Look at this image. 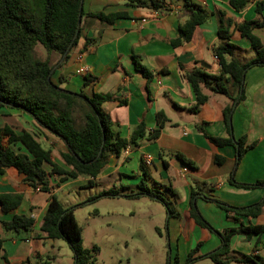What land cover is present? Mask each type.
Masks as SVG:
<instances>
[{"label": "crops", "instance_id": "1", "mask_svg": "<svg viewBox=\"0 0 264 264\" xmlns=\"http://www.w3.org/2000/svg\"><path fill=\"white\" fill-rule=\"evenodd\" d=\"M161 1L164 7L156 9L133 6L127 0H84L80 40L69 58L54 72L53 80L64 88L82 91L88 96L103 94L113 97V101L104 103L103 109L119 125L121 135L127 139L131 138L141 122L146 124V134L149 135L157 128V113H166L169 121L159 136L155 139L144 138L139 146L131 145L128 154L124 152L120 157H111L102 171L107 172L103 178L119 176L122 185L136 187L141 179V160L148 167V186L152 182V167L163 174L164 181L170 180L172 170L180 180L192 175L193 183L186 179L184 184L175 182L164 186L176 210V215L171 217L172 228L168 229L170 258L176 254L177 264H185L189 253L198 247L191 264H205L207 260H212L200 256L216 250L222 241L216 233L202 228L190 216L192 192H195L198 208L204 218L214 228L223 231L238 226L236 218L245 225L264 224V208L256 217L235 215L209 198L232 207H246L262 201L264 189H248L231 183L230 176L237 159L236 147H218L206 138V134L230 136L223 110L231 99L224 94L205 90L209 95L208 101L198 112L190 111L189 107L195 104L196 96L185 73L199 68L211 74H220L221 66L214 57L213 49L223 41L219 36L222 17L226 25H231L229 41L237 47L235 55L242 61L251 60L255 53L249 40L233 29L237 23L257 18L255 8L260 0H249L248 6L239 12L227 0H193L209 17L196 28L190 42L176 46L172 41L178 37L179 27L186 21L182 13L184 0ZM120 12L126 16L112 24L92 15ZM255 32L264 41V29H256ZM134 56L142 58V63L153 73L151 81L136 70ZM60 59V54L52 52L48 61L56 64ZM82 66L86 71H79ZM120 101L123 103L120 104ZM5 125L18 132L27 130L36 135L42 146L45 144L44 148L51 151L52 160L63 165L61 153L65 150L64 144L48 132H45L48 136L45 137L27 114L11 108H0V128ZM232 125L235 139L245 135L247 143L257 142L240 160L234 179L240 183L264 180V66H253L247 70L246 98L235 107ZM17 147L20 148V145ZM179 154L192 161L194 166L183 163ZM218 155L225 158L221 165L215 161ZM146 156L151 158L149 165ZM46 169L50 168L47 166ZM102 173L96 182L100 181ZM50 180L51 191H44L32 187L14 167L5 168L0 174V195L23 196L16 208L4 210L0 203V264H61L58 260L61 250L65 248V240L45 237L40 225L51 194L57 196L58 189L73 183L72 180L81 181L82 177L59 185L56 176ZM15 215L33 218V227L19 232L6 230L3 222L12 220ZM200 229L206 231L205 237ZM230 246L233 255H251L256 261L264 260V234L251 239L235 234ZM182 247L184 255H180ZM230 264L252 263L233 261Z\"/></svg>", "mask_w": 264, "mask_h": 264}, {"label": "trees", "instance_id": "2", "mask_svg": "<svg viewBox=\"0 0 264 264\" xmlns=\"http://www.w3.org/2000/svg\"><path fill=\"white\" fill-rule=\"evenodd\" d=\"M137 7L162 8L161 0H127ZM237 12L244 10L249 0H227ZM84 0H0V108H11L27 114L36 126L44 132L58 138L65 146L61 153L63 165L52 160L51 151L45 149L38 137L22 130L15 131L11 126L0 128V174L7 167H14L24 175V180L32 187L51 191V177L58 178V185L71 179L87 177L88 186L96 183L97 177L109 163L111 157H120L128 146H139L144 139H155L169 118L164 111L156 115L157 128L146 134V124L141 122L133 131L130 139L121 135L118 124L113 122L103 109L105 102L114 98L103 94L88 96L82 91L74 92L54 82V72L65 62L71 51L77 46L82 32ZM186 21L179 27V35L172 41L174 46L190 42L198 26L205 23L208 13L193 0H184L182 10ZM255 11L257 18L237 23L233 31L247 38L255 53L248 61H242L235 55L236 45L229 41L232 33L230 23L226 25L223 17L220 20L219 36L223 40L214 47L213 52L219 58L221 72L218 75L194 68L185 73L191 84L196 102L189 107L192 112H198L209 98L205 90L224 94L231 103L224 110V121L230 136L215 137L206 134L208 141L218 147L234 146L237 149V159L230 176L233 185L244 188L264 189V180L255 183H240L234 179L237 165L245 152L253 148L257 142L247 143L244 135L235 139L233 135L232 117L235 107L246 98V72L253 66H264V41L256 34V29H264V0L257 1ZM101 21L112 24L116 19L125 17V13L105 15L92 14ZM88 41H90L88 39ZM40 44L48 53L56 52L61 59L56 64L36 56V46ZM136 70L151 81L153 73L142 63V58L134 56ZM120 104L123 102L120 101ZM201 129V126H200ZM238 144V147L236 146ZM20 145V148L17 147ZM178 157L183 163L194 166L192 161L182 155ZM225 158L216 156L218 165ZM50 169L47 170L46 167ZM141 179L137 185L139 190L129 194L131 187L122 185V191L117 189L103 191L100 196H130L140 198L149 196L165 203L170 218L176 215L171 201L164 199L147 184L148 167L143 160L139 165ZM21 194L0 195V203L4 210L18 207L22 202ZM217 206L235 215L256 217L264 208L262 201L246 206L232 207L228 204L209 198ZM190 216L202 228L216 233L222 243L213 252L200 256L210 258L214 264H230L233 261L241 263L264 264V260L256 261L251 255H233L230 241L233 235L242 234L247 239L264 234V224L245 225L239 222L220 231L214 228L200 212L195 192L190 199ZM34 225V219L27 215H15L10 221H4L3 226L8 231L19 232L29 230ZM40 230L50 239L65 240L73 251L74 264H96L99 247L86 248L83 245L82 230L75 218L74 209L65 208L55 194H51L47 211L42 219ZM192 250L185 264L195 260Z\"/></svg>", "mask_w": 264, "mask_h": 264}, {"label": "rangeland", "instance_id": "3", "mask_svg": "<svg viewBox=\"0 0 264 264\" xmlns=\"http://www.w3.org/2000/svg\"><path fill=\"white\" fill-rule=\"evenodd\" d=\"M35 53L40 59H49L50 53L40 44L36 46ZM43 147L46 145L43 144ZM104 172L100 181L93 186H88L87 177H82L81 181L72 180L73 183L57 190L62 205L74 209L75 218L82 230L84 247H99L96 264H177L176 254L170 258L168 229L172 228L173 221L165 203L149 196H100L107 190L122 191L123 182L119 176L103 178L107 173ZM151 172L150 177L155 182L150 183V188H154L157 194L169 201L170 193L166 192L165 185L175 182L184 184L186 179L193 183L192 175H186V179L180 180L174 170L169 174L170 180L166 181L162 180L163 174L155 168L152 167ZM131 189L124 193L139 190L137 186ZM200 230L205 237L206 231ZM63 242L65 248L61 250L58 261L61 264H74L73 251L66 241ZM180 249V255H184V247ZM206 262L214 264L210 260Z\"/></svg>", "mask_w": 264, "mask_h": 264}, {"label": "built area", "instance_id": "4", "mask_svg": "<svg viewBox=\"0 0 264 264\" xmlns=\"http://www.w3.org/2000/svg\"><path fill=\"white\" fill-rule=\"evenodd\" d=\"M215 59L219 61V58L217 55H214ZM80 72H84L86 71V68L84 66L80 67L79 69ZM130 152V146H128L126 149H125V153L128 154ZM146 163L149 165L151 164V158L149 156H146ZM40 188V187H38Z\"/></svg>", "mask_w": 264, "mask_h": 264}, {"label": "water", "instance_id": "5", "mask_svg": "<svg viewBox=\"0 0 264 264\" xmlns=\"http://www.w3.org/2000/svg\"><path fill=\"white\" fill-rule=\"evenodd\" d=\"M236 146H238V144Z\"/></svg>", "mask_w": 264, "mask_h": 264}]
</instances>
